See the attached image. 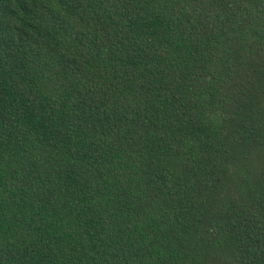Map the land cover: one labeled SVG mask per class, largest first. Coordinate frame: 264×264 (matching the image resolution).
I'll list each match as a JSON object with an SVG mask.
<instances>
[{"label": "trees", "instance_id": "16d2710c", "mask_svg": "<svg viewBox=\"0 0 264 264\" xmlns=\"http://www.w3.org/2000/svg\"><path fill=\"white\" fill-rule=\"evenodd\" d=\"M0 264H264V0H0Z\"/></svg>", "mask_w": 264, "mask_h": 264}]
</instances>
